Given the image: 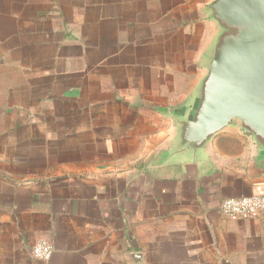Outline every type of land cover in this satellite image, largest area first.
Here are the masks:
<instances>
[{
	"label": "crops",
	"instance_id": "crops-1",
	"mask_svg": "<svg viewBox=\"0 0 264 264\" xmlns=\"http://www.w3.org/2000/svg\"><path fill=\"white\" fill-rule=\"evenodd\" d=\"M210 1L0 0V264H264V211L219 210L264 156L233 128L169 153Z\"/></svg>",
	"mask_w": 264,
	"mask_h": 264
},
{
	"label": "water",
	"instance_id": "water-1",
	"mask_svg": "<svg viewBox=\"0 0 264 264\" xmlns=\"http://www.w3.org/2000/svg\"><path fill=\"white\" fill-rule=\"evenodd\" d=\"M212 35L187 112L176 118L169 153L197 162L227 129L264 156V0H211Z\"/></svg>",
	"mask_w": 264,
	"mask_h": 264
},
{
	"label": "built area",
	"instance_id": "built-area-1",
	"mask_svg": "<svg viewBox=\"0 0 264 264\" xmlns=\"http://www.w3.org/2000/svg\"><path fill=\"white\" fill-rule=\"evenodd\" d=\"M219 210L223 216L231 219L254 218L264 211V195L227 197L220 202ZM31 253L36 260L48 261L52 256L53 248L48 242L40 240L34 244Z\"/></svg>",
	"mask_w": 264,
	"mask_h": 264
}]
</instances>
